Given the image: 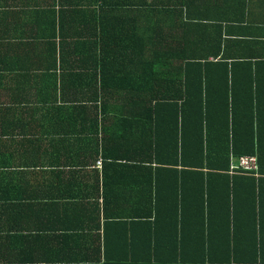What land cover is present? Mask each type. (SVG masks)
Wrapping results in <instances>:
<instances>
[{
	"label": "crops",
	"instance_id": "1",
	"mask_svg": "<svg viewBox=\"0 0 264 264\" xmlns=\"http://www.w3.org/2000/svg\"><path fill=\"white\" fill-rule=\"evenodd\" d=\"M117 2L109 10L118 17L74 18L69 16H74L75 3L98 12L100 0H0L10 5L9 16L0 18V69L10 70L0 79V264H103L122 248L131 250L130 263L144 264L145 221L153 220L143 218L148 186L145 193L142 186L148 178L137 180L135 201L129 192L108 204L110 195L124 189L113 181L117 168L101 150L119 152L128 144L122 138L111 143L110 135L118 136L120 128L112 124L109 103L130 94L140 106L144 96L157 95L144 93V70L176 71L169 84H179L184 92L186 86L203 85L189 71L181 76L187 63L225 64L254 75L264 61V0ZM59 11L68 17H58ZM45 12L49 17H43ZM47 18L53 22L40 23ZM100 27L122 39L118 52L135 54V61L102 62ZM147 52L161 55L162 62L145 65ZM16 54L25 57L16 60ZM102 83L111 88L107 113L105 97L101 111L95 89ZM128 86L136 90L112 89ZM183 139L189 140L186 133ZM236 163L232 158L231 176H258L257 168H232ZM181 166L187 165L175 168ZM161 176L158 182L180 181ZM170 201L177 213L183 211L180 202ZM156 209L152 202L153 216ZM187 220L190 224L189 215ZM197 220L195 212L194 224L200 228Z\"/></svg>",
	"mask_w": 264,
	"mask_h": 264
},
{
	"label": "trees",
	"instance_id": "2",
	"mask_svg": "<svg viewBox=\"0 0 264 264\" xmlns=\"http://www.w3.org/2000/svg\"><path fill=\"white\" fill-rule=\"evenodd\" d=\"M100 3L98 12L87 11L86 7L75 3L74 16L69 17H118L109 10L111 5L118 6L117 0L112 4L104 0ZM9 6L0 4V18L9 16ZM32 10L40 17L37 9ZM67 13L59 11L58 17H68ZM44 14L43 17H49L46 12ZM42 22H53V18ZM100 31L102 62L106 59L135 61V54L118 52L122 39L109 34V29L105 31L100 27ZM21 56L16 54V60L25 57ZM162 60L156 53L147 52L144 56L145 65ZM187 64L189 68L181 71V76L189 71L191 78L202 82V86H186L183 92L177 84L174 87L177 91L168 81L171 76L176 79V71L144 70V93L153 90L157 95L151 99L144 96L140 106L130 94L109 103L112 124L120 128L118 136L110 135L111 143L118 144L122 138L128 144L119 152L113 147L104 152L101 150L102 157L117 168L118 177L113 181L124 189L123 194L110 195L108 204L113 205L120 196L125 199L124 194L129 192L135 201V191L139 188H135L137 180L148 178V185L142 186L144 193L148 186L144 195L148 213L143 218L153 217V220L145 221L148 228L144 229L147 233L141 244L143 259H140L144 264H264V61L254 75L243 71L237 73L225 64L217 68L213 62ZM99 72L103 76L105 68ZM9 74L10 70L0 69V79ZM32 76L39 79L38 75ZM52 84L56 86L54 80ZM95 89L101 111L105 97L107 113L111 88L102 83ZM112 89L123 93L136 90L133 86ZM185 133L189 140L183 139ZM241 155H254L257 177L228 173L231 159ZM177 165L187 166L176 169ZM189 171L192 179H189ZM164 174L172 175L173 179L180 177V181L158 182ZM166 183L167 190H163ZM170 199L180 202L183 211L177 213ZM152 202L157 207L155 216L150 210ZM195 212L200 228L194 224ZM126 239L131 241L132 237ZM111 249L113 252L114 247ZM132 258L131 250L122 248L111 261L103 264H133L130 263Z\"/></svg>",
	"mask_w": 264,
	"mask_h": 264
},
{
	"label": "built area",
	"instance_id": "3",
	"mask_svg": "<svg viewBox=\"0 0 264 264\" xmlns=\"http://www.w3.org/2000/svg\"><path fill=\"white\" fill-rule=\"evenodd\" d=\"M100 164V159L97 161ZM232 168H241L243 170H254L255 159L252 156H239L237 158V163L231 166Z\"/></svg>",
	"mask_w": 264,
	"mask_h": 264
}]
</instances>
